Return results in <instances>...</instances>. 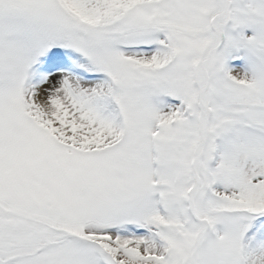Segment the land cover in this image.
Returning a JSON list of instances; mask_svg holds the SVG:
<instances>
[{
    "label": "snow or ice",
    "instance_id": "obj_1",
    "mask_svg": "<svg viewBox=\"0 0 264 264\" xmlns=\"http://www.w3.org/2000/svg\"><path fill=\"white\" fill-rule=\"evenodd\" d=\"M0 264H264V0H0Z\"/></svg>",
    "mask_w": 264,
    "mask_h": 264
}]
</instances>
